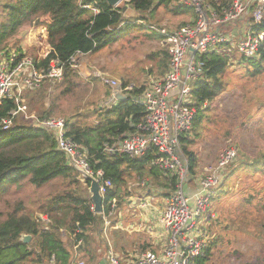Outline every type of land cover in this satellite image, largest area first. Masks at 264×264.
Here are the masks:
<instances>
[{"label":"trees","instance_id":"obj_1","mask_svg":"<svg viewBox=\"0 0 264 264\" xmlns=\"http://www.w3.org/2000/svg\"><path fill=\"white\" fill-rule=\"evenodd\" d=\"M177 1L125 0V3L138 14L136 17H125L121 5L110 7L104 0L84 1L96 7L97 13L81 8L78 0L3 2L0 51L8 48L5 45L6 41L18 30L43 26L47 32L46 43L50 50L45 58L39 60L37 66L47 70L52 62H56L62 68L60 85L64 87L57 93H52V89L58 86L52 80H46L40 87L27 91L29 111H34L33 113L40 119L57 115L60 112L56 103L58 97L71 94L78 84V71L69 63L75 53L97 54L130 29L136 27L144 29L148 22H152L153 14L160 7L175 15L191 10L189 7L177 6ZM208 2L213 7L222 8L227 7L231 0H208ZM254 29L256 31L264 29V18L255 25ZM147 36L153 39L161 38L155 30H151ZM148 56L149 59L156 60L155 64L161 74L167 72L169 57L167 49H159ZM242 60L253 65L255 72L260 70L262 60ZM197 61L202 77L192 82L191 96L197 111L201 112L203 103L213 101L222 92L220 79L226 72L230 59L222 53H204L197 57ZM149 71L152 73L153 68ZM111 73L116 74L117 70L112 69ZM118 76L122 88L131 85V89L126 91L125 99H119L117 104L110 108L99 106L94 108L91 115H94L95 120L91 122L86 121L90 116H85L83 110H77L65 118L66 136L85 153L91 170L101 171L103 177L112 183L105 196L102 211H106V200L114 197L118 205L120 201L124 204L126 197L135 194L134 185H138L141 181L159 196L167 195L172 191L176 182L174 175L158 169L153 164L156 154L151 147L138 158L104 151L107 145L111 146L127 134L134 133L135 126L144 115V109L131 99L141 92L144 85L137 86L123 73H118ZM109 93L110 89L107 90L106 95ZM13 106L12 100L6 99L0 105V117L8 115ZM198 119H195L193 124ZM190 132L189 130L180 136V143L189 161L190 174L193 175L196 156L189 147L192 143V139L189 138ZM245 166L250 170L264 168V153L254 161H245ZM231 173L229 174L228 171L223 183ZM24 178L36 187L59 178L65 182L66 191L50 194L46 203L38 207L40 211L38 214L46 216V227L43 224L45 220L33 211L26 210L21 201L15 202L13 207L6 211L4 217L0 212V264H51L52 258L54 259L52 264H69L74 253L73 246L80 238L83 239V245L78 251L95 260L98 256L95 252L96 248L107 245L102 237L103 216L101 213L93 212V205L88 197L89 182L83 179L77 169L69 163L65 154L57 149L51 131L19 116L14 127L8 131H0V194L12 185H18ZM234 187L236 188V185ZM83 190L86 191V195L80 194ZM253 199L252 194L243 198L248 204L253 203ZM62 229L66 233V239L61 237ZM24 234L30 236V240L26 243L21 239ZM213 243V240L209 241V245L203 255L197 259L196 264H205L210 257ZM118 249L124 251L122 247Z\"/></svg>","mask_w":264,"mask_h":264},{"label":"built area","instance_id":"obj_2","mask_svg":"<svg viewBox=\"0 0 264 264\" xmlns=\"http://www.w3.org/2000/svg\"><path fill=\"white\" fill-rule=\"evenodd\" d=\"M84 1L78 0L81 8L98 12L96 7ZM176 5L191 8L194 20L172 31L154 24L148 25L149 29L161 35V42L166 46L169 56L167 72L159 78H150L141 92L131 98L144 109L142 120L135 126L136 131L104 148L109 154H125L130 158L142 157L150 147L153 148L156 154L153 164L174 175L175 186L167 195L159 196L141 181L135 185L139 186L135 194L124 199L123 220L120 215L111 226L108 218L117 212L118 201L115 197L106 200L108 210L101 211L106 242L105 230L108 228L111 231L146 233L156 239L155 249L148 247L130 252L128 256L115 252L108 241L104 257L106 264H196L210 241V232L206 227L210 200L237 158L236 149L228 147L203 174L196 177L190 174L180 136L191 129L196 118L191 95L192 82L202 77L197 57L204 53H222L229 56L231 61L233 52L240 60L264 62V29H254L264 18V0H231L227 7L222 8L213 7L208 0H178ZM40 37L46 41V33H41ZM40 56L43 57L32 58L13 48L0 51V105L6 99L14 104L8 115L0 117V131L14 127L19 116L51 131L57 149L65 154L69 163L98 182L103 209L112 183L103 177L101 171L91 170L85 153L66 136L65 119H40L28 109L27 91L40 87L46 80L54 83L62 80V68L56 62H52L47 70L37 66L40 58H45L46 54L42 52ZM81 56V53H75L69 62L77 71ZM94 74L101 84L110 89L109 95L102 101V107L116 105L119 101L116 93L126 97V91L131 89V85L122 88L120 81L105 71ZM192 181L194 183L190 188ZM82 245L83 239H77L69 264H86L78 257V249ZM53 262L52 258L51 264Z\"/></svg>","mask_w":264,"mask_h":264},{"label":"rangeland","instance_id":"obj_3","mask_svg":"<svg viewBox=\"0 0 264 264\" xmlns=\"http://www.w3.org/2000/svg\"><path fill=\"white\" fill-rule=\"evenodd\" d=\"M5 1L8 0H0V21L4 17L1 5ZM124 4V0L119 3L122 6ZM194 18L192 10L175 15L160 7L153 14L152 22H148L144 29L132 28L101 52L82 55L77 87L71 94L58 97L56 103L60 112L53 117L65 119L71 113L83 110L85 116H90L86 121H92L94 115H91V111L97 106L102 107L105 98L103 95L109 90L94 76L95 72L105 71L119 81L118 73H123L137 86L145 85L150 78L163 76L160 69H157L156 60L149 59L148 54L166 49V46L161 42V38L153 39L147 36L151 31L148 25L155 24L156 27L172 31L181 25L191 23ZM26 33L27 29L18 30L5 45L8 48H16L32 58L43 57L40 56L42 52L44 55L48 53L50 47L46 43V49L44 48L46 41L44 42L43 38L35 35L33 41H36V44L29 45L31 42L29 38L27 39ZM231 56L226 72L220 79L222 92L213 101L203 103L201 112L195 107V119L200 116L202 118L192 124L189 134V138L192 139L189 147L196 156L193 177L203 174L205 169L214 165L226 148L233 147L237 152V159L229 167L233 172L228 170L231 175L221 184L224 185V189L210 200L206 213L208 222L206 227L211 233L210 241L213 240L214 243L211 244L210 257L205 264H264V168L250 170L245 166V161H254L264 153V62L260 64V70L255 72L253 65L240 60L241 58L233 52ZM150 68H153L152 73L149 71ZM112 69H116L117 73L112 74ZM55 84L58 86L52 89L54 94L64 87L60 83ZM65 185V182L55 178L41 187H36L24 178L18 185L14 184L0 194L2 217L17 201H21L26 210L38 214L40 212L38 207L46 203L47 197L50 194L63 193L66 191ZM87 193L89 197L88 189ZM80 194L86 195V191L83 190ZM250 194L254 199L253 203L248 204L243 198ZM125 207L126 205L120 201L117 212L108 218L110 226L120 215L123 220ZM106 209L108 210V207ZM212 212L215 214L213 218ZM38 215L45 220L46 216ZM43 224L46 227V220ZM103 228L104 226L102 237L106 241ZM60 231L62 239H66L65 231L63 229ZM105 231L113 249L120 246L126 248L134 242L145 243V234L142 233H128L124 230L112 232L109 228ZM105 247L96 248L98 256L95 262L100 256L105 257L101 255L105 253ZM78 257L86 264L95 263L81 251Z\"/></svg>","mask_w":264,"mask_h":264},{"label":"crops","instance_id":"obj_4","mask_svg":"<svg viewBox=\"0 0 264 264\" xmlns=\"http://www.w3.org/2000/svg\"><path fill=\"white\" fill-rule=\"evenodd\" d=\"M123 1V0H122ZM121 1V2H122ZM125 1V0H124ZM119 5V4H118ZM122 6V5H121ZM122 8H123V14H124V16L125 17H130V16H137L138 14L132 9V7H130L128 4H124L123 6H122ZM155 25V24H154ZM156 26V25H155ZM45 34L46 33V35H47V32H46V30H45V28L43 27V26H35V27H32V28H30V29H28L27 30V39L29 38V41L31 42V43H29V44H32V43H34V44H36L35 42L36 41H33L34 40V38H35V35H39L40 36V34ZM43 39H45V38H43ZM45 41V40H44ZM25 44H27V43H25ZM108 95H103V98L104 97H107ZM92 120H95L94 118H92ZM192 186H193V183H190L189 184V187L190 188H192ZM221 186V185H220ZM221 189H224V185H222L221 187H220V189L218 188L217 189V191H216V194H218V192L221 190ZM215 194V195H216ZM214 195V196H215ZM212 215H213V217L215 216V214L212 212L211 213ZM113 232V231H112ZM146 234V233H145ZM145 243L144 242H134V243H132V244H130V245H128V246H126V248H125V246L124 247H122V246H120V247H122L123 249L122 250H124V251H121V250H119V249H116L115 247V252H117V253H119V254H122V255H126V256H128L129 255V253L130 252H135V251H140V250H145V249H147L148 247H151V248H153V249H155L156 248V246H154L155 244H156V239L154 238V236H151V235H148V234H146L145 235ZM127 252V253H126ZM101 255H105V253H103V254H101ZM103 259H104V257L103 256H100L99 258H98V260L95 262V260H94V262L96 263V264H101L102 263V261H103ZM94 263V264H95ZM102 264H106L105 262L104 263H102Z\"/></svg>","mask_w":264,"mask_h":264},{"label":"water","instance_id":"obj_5","mask_svg":"<svg viewBox=\"0 0 264 264\" xmlns=\"http://www.w3.org/2000/svg\"><path fill=\"white\" fill-rule=\"evenodd\" d=\"M104 1L107 3L108 6L115 7L122 0H104ZM116 97L120 100L125 99V97L118 92L116 93ZM77 171L80 173V175L82 176L83 179H86L89 182L88 192L90 194V196H89L90 201L92 202V205H93V212L94 213H101V211H102V196L99 193L98 182L93 177H91L90 175L85 173L84 171H82L80 169H77ZM21 239L23 242L26 243L30 240V236L24 234V235H22ZM104 262H106L105 258L103 259L102 263H104Z\"/></svg>","mask_w":264,"mask_h":264}]
</instances>
